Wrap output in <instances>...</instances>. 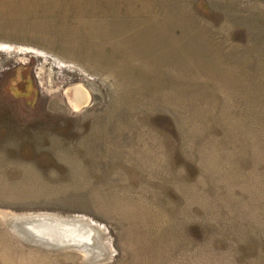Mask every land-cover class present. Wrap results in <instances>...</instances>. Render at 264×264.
Here are the masks:
<instances>
[{"label":"rangeland","instance_id":"obj_1","mask_svg":"<svg viewBox=\"0 0 264 264\" xmlns=\"http://www.w3.org/2000/svg\"><path fill=\"white\" fill-rule=\"evenodd\" d=\"M0 264H264V0H0Z\"/></svg>","mask_w":264,"mask_h":264},{"label":"water","instance_id":"obj_2","mask_svg":"<svg viewBox=\"0 0 264 264\" xmlns=\"http://www.w3.org/2000/svg\"><path fill=\"white\" fill-rule=\"evenodd\" d=\"M12 227L24 240L48 248L75 249L86 254L89 251L90 243L93 241L90 226L79 217L58 219L29 215L15 218ZM63 229L74 232L77 234L76 236L80 235L82 239L64 238Z\"/></svg>","mask_w":264,"mask_h":264},{"label":"bare ground","instance_id":"obj_3","mask_svg":"<svg viewBox=\"0 0 264 264\" xmlns=\"http://www.w3.org/2000/svg\"><path fill=\"white\" fill-rule=\"evenodd\" d=\"M72 102L74 104V106L76 108H81L83 106H85L88 103V94L86 92H84V90H82L80 87H76L72 90ZM72 105V103H71ZM63 235L65 236L64 238H77V239H82V237L80 235L76 236L77 234H75L72 231H69L68 229H63L62 230ZM87 237V235H86Z\"/></svg>","mask_w":264,"mask_h":264}]
</instances>
